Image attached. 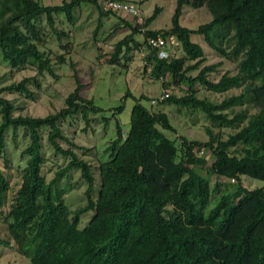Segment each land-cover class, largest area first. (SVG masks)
I'll return each mask as SVG.
<instances>
[{
    "label": "trees",
    "instance_id": "trees-1",
    "mask_svg": "<svg viewBox=\"0 0 264 264\" xmlns=\"http://www.w3.org/2000/svg\"><path fill=\"white\" fill-rule=\"evenodd\" d=\"M103 2L0 0L2 57L13 77L24 70L35 72L0 86V162L10 164V130L24 128L30 138L21 152L26 160L21 182L11 197L13 186L0 167V245L14 247L32 264H264V185L247 188L239 183L235 190H221V182L212 186L210 175L194 167L207 163L195 149L207 147L214 156L210 174L238 182L245 176L264 181V0H177L168 29L150 28L159 7L150 17L123 19L131 33L117 42L111 62L119 64L122 53L129 60L133 50L145 49V68L151 67V75L162 79L163 86L170 76L185 92L151 98L152 104L169 102L202 112L215 126L237 128L224 139L207 126L206 141L180 134L167 112L149 109L141 103L148 96L136 97L130 91L124 97L131 95L136 103L125 131L118 117L124 102L101 107L83 94L77 75V86L61 109L45 116L21 113L26 101L42 97L41 77L58 78L52 51L41 48L47 41L44 19L59 38L68 37L65 30H58L57 16L64 14L75 25L77 8L87 4L96 6L102 16L118 14L104 11ZM185 7H205L212 19L197 28L184 26ZM194 34L203 35L209 47L235 62L236 72L212 79L222 61L204 65L206 51L192 40ZM136 35L142 39H134ZM150 36L168 41V57L161 58L159 50L148 45ZM67 45L63 47L68 53ZM65 54L57 56L59 63L66 61ZM200 87L215 93L240 92L217 101L199 97ZM90 113L101 114L105 123L114 117L117 131L106 148L109 158L97 164L87 158L96 147L78 144L62 126L81 116L86 122L82 130L87 131ZM46 142L69 159L51 179L44 172L50 161ZM241 146L239 156L232 148ZM73 170L80 171V180L87 183V204L75 209L66 203L67 192L76 187L67 183ZM90 211L91 220L82 226L83 215Z\"/></svg>",
    "mask_w": 264,
    "mask_h": 264
},
{
    "label": "rangeland",
    "instance_id": "rangeland-1",
    "mask_svg": "<svg viewBox=\"0 0 264 264\" xmlns=\"http://www.w3.org/2000/svg\"><path fill=\"white\" fill-rule=\"evenodd\" d=\"M46 4H62L63 0H42ZM136 3L141 11V18L150 17L154 14L156 7L161 11L157 17L151 22V29H168L172 25V17L177 6V0H128ZM76 24H70L64 14L57 16V26L59 31H64L69 34L68 37L63 35L59 38L57 33L52 30L44 19L43 26L46 30V43L41 48L52 51L49 53L55 64L58 78L54 79L50 75L41 77L42 81V97L39 101H26L25 107L21 110L23 114H31L34 116H45L51 112H56L65 105L66 96L73 91L77 86L76 75L80 79L83 88L82 92L89 98H94L95 102L105 109L125 104V109L119 114V119L122 126L126 129L130 124L131 112L136 100L133 96L140 97L145 94L149 98H143L141 103L149 109L155 111H165L170 116L172 123L177 127L180 134L195 140L206 141L210 138L207 132V126H210L215 133H219L221 137L227 139L228 136L237 131L235 127H219L215 126L202 112H192L187 108H180L169 102L151 103V98L158 99L162 96L164 90L172 95L181 96L185 92L175 84L170 76L166 77L167 85L163 86V80L151 75V67L145 68V49L133 50L130 53V59L126 60L124 54H121L120 63H112L111 55L114 53L115 45L124 37L131 33V28L125 24L123 19H133L127 14H111L101 15L99 9L92 5H82L77 8ZM140 19V17H138ZM212 19L211 13L207 8H192L185 7L181 18V23L189 28H197L199 25L206 23ZM136 40L142 39L141 35H136ZM192 40L201 44L205 51L207 61L206 64H214L222 61V65L218 67L216 72L211 74V78L218 80L226 71L231 73L236 72V63L223 58L216 50L209 47L203 35L194 34ZM68 44L67 53L64 50V45ZM126 46L123 50L125 51ZM123 51V52H124ZM66 53V61L59 63L57 56ZM179 55L182 50H178ZM198 70L192 74H197ZM35 72L32 70H24L15 73L14 77L10 73V67L3 59L0 52V86L10 84L13 80H20L25 76L32 75ZM130 91L133 96L125 98L126 93ZM239 89H231L224 93H215L206 91L200 87L198 96L203 98L210 97L213 100L221 101L226 96L239 93ZM8 97H16L17 94H7ZM19 100V99H18ZM19 105H23L19 101ZM90 127L87 131L82 128L86 126V122L81 116L69 118L62 122L65 132L80 145H85L89 148L95 146L96 150L90 153L87 158L92 163L97 164L99 159L106 160L109 158V152L106 148L116 137L117 131L115 127V118L111 117L109 123H105L101 114L90 113ZM44 135L48 133L47 129L43 130ZM170 137H173L172 132H167ZM29 136L25 133L24 128H19L17 132L10 130L8 133L7 158L10 162L9 166L5 165L4 160L0 162V167L9 177L13 191L9 192V197L18 188L21 182V171L25 165V158L22 156V150L29 143ZM65 144V143H63ZM243 146L233 147L232 150L241 156ZM81 154L82 151L78 150ZM195 153L199 157L207 160L206 164L201 162L196 164L195 169L203 175L209 176L212 186L216 182H221V190H235L239 183L247 188L263 186L264 181L261 179L245 176L242 182L232 180L228 177H219L210 174L211 165L214 161V156L207 147L202 150L195 149ZM45 156L49 162L46 163L44 172L48 179H51L59 166L67 164V158L56 153L51 145L46 142ZM96 172V171H95ZM80 171L73 170L70 180L67 183H73L74 186L67 192L66 203L72 208L87 204L85 190L87 183L85 180H80ZM64 185V182H63ZM214 201L212 202L213 205ZM93 212H87L83 215L81 225H86L92 218ZM6 230L3 227L1 236H6ZM0 264H32L29 258L19 254L14 247H5L0 245Z\"/></svg>",
    "mask_w": 264,
    "mask_h": 264
},
{
    "label": "built area",
    "instance_id": "built-area-1",
    "mask_svg": "<svg viewBox=\"0 0 264 264\" xmlns=\"http://www.w3.org/2000/svg\"><path fill=\"white\" fill-rule=\"evenodd\" d=\"M103 10L104 11H113L118 14L123 13L127 14L129 16H137L141 17L142 11L140 7L131 1L128 0H104L103 2ZM148 45H150L154 49L159 50V56L161 58H165L169 56L168 48V41L162 37V36H150L147 39ZM173 43L177 44L178 41L176 39L173 40ZM169 92L166 91L164 95H162L160 98L163 99L165 97L169 96ZM153 103H156V100L152 101ZM235 180V179H232Z\"/></svg>",
    "mask_w": 264,
    "mask_h": 264
}]
</instances>
